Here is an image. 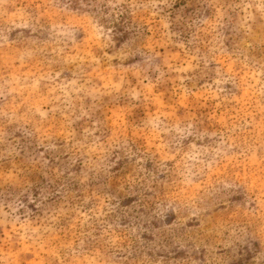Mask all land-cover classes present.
<instances>
[{"label": "rangeland", "instance_id": "rangeland-1", "mask_svg": "<svg viewBox=\"0 0 264 264\" xmlns=\"http://www.w3.org/2000/svg\"><path fill=\"white\" fill-rule=\"evenodd\" d=\"M162 9L156 16L154 9L135 17L120 16L119 23L114 24L115 49H106L111 55L122 48L147 52L150 47L159 53L161 62L167 60L164 83L153 86L144 81L153 103L141 109L132 104L144 97L132 104L124 99L108 102L106 97L90 118L76 121L71 128L79 133L93 120H100L101 128L111 134L125 126L135 130L140 124L138 116L150 113L156 117L150 127L135 135L129 132L133 151L139 148L149 156L154 153L157 160L164 156H174L177 161L203 160L207 165L204 180L215 185L217 206L201 216L204 227L210 228L229 220L234 211L228 207L230 196L239 199L232 195L233 181L243 184L245 195L259 196L264 191V72L259 71L264 64V19L256 7L245 10L241 0H167ZM161 17L165 18L163 26ZM134 21L143 29L142 34L139 28L130 27ZM165 31L167 35H163ZM93 32L76 0L0 3V106H7L11 113L19 104V114L41 98L56 95L64 87H75L72 81L83 83L91 76V83H101L97 73L106 75L108 65L94 71L95 65L88 58L94 50ZM139 61L137 56L125 60L123 66L128 68ZM119 64V60L112 61L114 67ZM169 66L171 70H167ZM128 80L140 87L130 73ZM161 120L180 123L181 135L187 138L181 139L179 153L170 149L169 137L160 131ZM188 124L193 127L187 128ZM46 130L57 136L66 134L59 122L46 126ZM36 136L39 138L40 133ZM48 162L52 169L62 163L55 156ZM133 167L135 162H122L113 176L114 187H119ZM151 167L149 162L147 168ZM32 196L39 203V185ZM36 203L27 205L34 227L47 223L43 213L37 212ZM123 204L136 211L137 196L129 194ZM65 208L54 231L45 233L39 244L26 251L13 250L18 264H61L63 245L78 243L76 238L89 232L95 234L107 226L104 221L111 223L108 217L93 215L95 203L83 197L70 200ZM143 212L144 208H139L137 214ZM5 234L12 235L11 224L0 226V236Z\"/></svg>", "mask_w": 264, "mask_h": 264}, {"label": "clouds", "instance_id": "clouds-1", "mask_svg": "<svg viewBox=\"0 0 264 264\" xmlns=\"http://www.w3.org/2000/svg\"><path fill=\"white\" fill-rule=\"evenodd\" d=\"M166 2L76 0L79 11L88 16L94 28V50L88 57L95 65L94 71L108 65L106 75L97 73L102 82L91 83V76L83 83L72 81L75 87H64L56 95L41 98L19 114V104L11 113L7 106H0V226L12 225L11 236H0V264H18L13 250L26 251L39 244L45 233L54 231L67 211L65 205L81 197L95 203L93 215L98 219L108 217L111 223L104 221L107 226L95 234L89 232L83 238L77 237L78 243L63 245L61 264H240L241 260L245 264H264V191L259 196L245 195L243 184L233 181L232 195L239 199L229 197L228 207L234 208L231 217L205 228L201 216L217 205L215 185L204 180L207 165L203 160L177 161L174 156L157 160L154 153L149 156L139 148L133 151L129 132L135 135L150 127L156 117L150 113L138 116L140 124L135 130L125 126L111 134L101 128L100 120H93L79 133L71 128L76 121L90 118L106 97L108 102L124 99L129 104L144 97L132 104L141 109L153 103L144 81L153 86L164 83L167 60L161 62L159 53L150 47L147 52L122 48L111 55L106 49H115L114 24L119 23L120 16L135 17L148 9H154L156 16ZM241 3L245 10L258 8L264 19V0ZM164 22L161 17L162 26ZM130 27L143 32L135 21ZM137 56L139 62L123 66L125 60ZM113 60H119V66L114 67ZM259 71L264 72V64ZM129 73L139 88L130 84ZM54 122L61 124L65 135L46 130ZM160 124V131L169 137L170 149L179 153L181 139L187 138L181 135L180 123L161 120ZM53 156L62 162L57 169L48 162ZM122 162H135V167L119 187H114L113 176ZM149 162L151 169L147 168ZM37 185L41 191L39 203L32 196ZM129 194L137 196L136 211L123 204ZM32 203H36L37 212L43 213L46 224L33 226L32 211L27 206ZM139 208H144L143 214H137Z\"/></svg>", "mask_w": 264, "mask_h": 264}]
</instances>
